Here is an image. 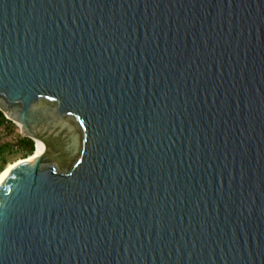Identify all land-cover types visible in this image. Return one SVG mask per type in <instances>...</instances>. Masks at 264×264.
Wrapping results in <instances>:
<instances>
[{"label": "water", "instance_id": "95a60500", "mask_svg": "<svg viewBox=\"0 0 264 264\" xmlns=\"http://www.w3.org/2000/svg\"><path fill=\"white\" fill-rule=\"evenodd\" d=\"M0 264H264V0H0Z\"/></svg>", "mask_w": 264, "mask_h": 264}, {"label": "trees", "instance_id": "16d2710c", "mask_svg": "<svg viewBox=\"0 0 264 264\" xmlns=\"http://www.w3.org/2000/svg\"><path fill=\"white\" fill-rule=\"evenodd\" d=\"M1 131L7 137V140L0 142V172L5 167L6 160L4 157L8 151L13 149L21 151L24 157L31 155L34 151V141L28 137L21 136L17 126L0 111Z\"/></svg>", "mask_w": 264, "mask_h": 264}, {"label": "rangeland", "instance_id": "374dc122", "mask_svg": "<svg viewBox=\"0 0 264 264\" xmlns=\"http://www.w3.org/2000/svg\"><path fill=\"white\" fill-rule=\"evenodd\" d=\"M17 126V125H16ZM17 130H19V127L17 126ZM20 132V130H19ZM4 140H7V137L4 135V133H2V131L0 132V142L4 141ZM26 157V156H25ZM24 157V154L23 152L21 151H16V150H11V151H8V153H6L5 155V160H6V163H5V167L6 168L9 164L11 163H14L15 161H18L20 159H23L25 158ZM3 168V169H4ZM2 169V170H3Z\"/></svg>", "mask_w": 264, "mask_h": 264}, {"label": "bare ground", "instance_id": "6f19581e", "mask_svg": "<svg viewBox=\"0 0 264 264\" xmlns=\"http://www.w3.org/2000/svg\"><path fill=\"white\" fill-rule=\"evenodd\" d=\"M36 143V148L34 151V154L30 157V158H35L37 156H39L42 153V145L40 144V142L38 140L34 141ZM23 159H20L18 161H15L14 163L9 164L6 168H4L3 170H1L0 172V179L1 177L13 166H15L16 164H18L19 162H21Z\"/></svg>", "mask_w": 264, "mask_h": 264}]
</instances>
